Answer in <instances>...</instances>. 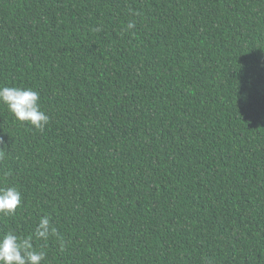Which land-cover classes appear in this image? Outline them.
Wrapping results in <instances>:
<instances>
[{
  "label": "trees",
  "instance_id": "16d2710c",
  "mask_svg": "<svg viewBox=\"0 0 264 264\" xmlns=\"http://www.w3.org/2000/svg\"><path fill=\"white\" fill-rule=\"evenodd\" d=\"M0 86L49 116L0 104L41 264H264V0H0Z\"/></svg>",
  "mask_w": 264,
  "mask_h": 264
},
{
  "label": "clouds",
  "instance_id": "9594fccd",
  "mask_svg": "<svg viewBox=\"0 0 264 264\" xmlns=\"http://www.w3.org/2000/svg\"><path fill=\"white\" fill-rule=\"evenodd\" d=\"M135 26V22L130 21L127 28L134 29ZM0 104L7 106L19 122H26L36 130L43 131L49 123V116L41 111L39 93L31 88L0 86ZM3 155V147L0 146V158ZM20 207L22 197L18 189L0 186V216H14ZM55 234L51 218L44 215L34 232L27 236L17 235L14 231L0 235V264H41L46 252L43 249L37 251L34 240L47 242Z\"/></svg>",
  "mask_w": 264,
  "mask_h": 264
}]
</instances>
